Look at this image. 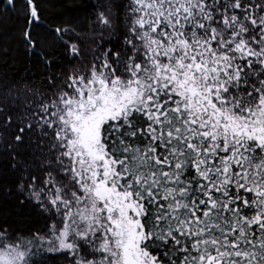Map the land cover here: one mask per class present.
<instances>
[{
    "label": "snow or ice",
    "instance_id": "6c2138e0",
    "mask_svg": "<svg viewBox=\"0 0 264 264\" xmlns=\"http://www.w3.org/2000/svg\"><path fill=\"white\" fill-rule=\"evenodd\" d=\"M64 8L0 7V264H264V0Z\"/></svg>",
    "mask_w": 264,
    "mask_h": 264
},
{
    "label": "trees",
    "instance_id": "16d2710c",
    "mask_svg": "<svg viewBox=\"0 0 264 264\" xmlns=\"http://www.w3.org/2000/svg\"><path fill=\"white\" fill-rule=\"evenodd\" d=\"M43 3L48 11L52 15H56L61 11H65V5H99L102 3V0H43ZM0 7H2V0H0ZM88 11H92V8L89 7ZM82 18L85 13H79ZM22 28V21L18 18L16 14H3L0 15V46L5 44H15L18 42L19 33ZM21 69L24 67V64L21 63ZM23 74V73H22ZM16 212H21L23 215L27 216L28 209H10Z\"/></svg>",
    "mask_w": 264,
    "mask_h": 264
}]
</instances>
